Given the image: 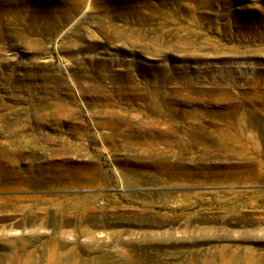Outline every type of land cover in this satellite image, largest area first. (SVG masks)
Wrapping results in <instances>:
<instances>
[{"label":"rangeland","instance_id":"obj_1","mask_svg":"<svg viewBox=\"0 0 264 264\" xmlns=\"http://www.w3.org/2000/svg\"><path fill=\"white\" fill-rule=\"evenodd\" d=\"M161 70L181 71L193 90L229 74L240 105L224 104L213 89L196 106L216 131L228 112L248 108L241 99L250 80L264 78V0H0V169H11L18 181L2 180L0 187V264H48L57 250L70 255L66 264H95L98 253L85 245L94 241L106 252L112 231H120L115 246L125 257L108 264H222L223 245L237 254L235 264H264V240L255 239L264 237V161L258 170L250 166L260 171L259 181H219L218 158L186 161L182 166L192 170L186 176L172 162L162 171L139 161L140 146L120 141L155 130L147 93ZM114 77L130 78L144 99L91 100L101 86L110 91ZM190 109L180 102L169 107L177 114ZM258 126L264 130V118ZM187 135L179 133L183 144ZM93 195L105 211L69 209ZM239 197L235 214L224 202ZM238 213L246 219H195ZM187 217L194 221L186 227ZM210 228L230 236L211 237ZM201 229L208 240H198ZM80 230L90 236L76 237ZM243 231L252 237L240 240Z\"/></svg>","mask_w":264,"mask_h":264},{"label":"bare ground","instance_id":"obj_2","mask_svg":"<svg viewBox=\"0 0 264 264\" xmlns=\"http://www.w3.org/2000/svg\"><path fill=\"white\" fill-rule=\"evenodd\" d=\"M107 65H110V63H108ZM208 71V69H205L204 73L207 74ZM183 76L184 75L181 71L179 72L177 70H172L166 72L164 70H161L160 74L156 77V81L154 82L155 87L152 88V91H149L147 93L148 101L146 106L155 115V120L153 121L154 123H151V125H154L155 130H152L151 134L145 136V139H141L144 137L139 138L135 135H122L120 141L122 143H128V139L132 140L134 145L140 146L141 148L139 161L147 159V162L157 165L158 168H160V170L162 171L168 163L171 164L172 162L174 164L173 166H175L173 168L176 170V172L178 171L179 173L185 174L186 176H192V170H189L185 168V166H182V164H184L186 161L192 160L191 162L196 161L202 163L205 159L218 158L223 161V164L221 165L225 166L226 168L225 170H223V166L217 167L216 171L219 181L220 179H222L221 181L231 180L234 182H240L242 180H261L262 177L259 173L260 171L257 170L260 169V166L264 161V130H259L258 122L260 121V118H264V78L260 79L259 77H254V79L252 78L250 80L248 89L250 90L251 95L246 93L242 96L241 99L248 105V108L244 109V111L241 113H239L238 110L228 112L227 115H225L228 116V119L226 118V124H221V126L218 127L216 131H210L206 126V120H212L210 119V115L206 116L205 120V117L202 114L198 113L196 106L199 104L198 100H200L203 95H207L208 93H210L213 89H218L219 95L222 96L219 100L223 101L224 104L231 105L233 101H237L234 106L237 107L238 105H240L239 103L241 102H239L238 98H235L230 91L232 84L229 80V74L224 73L218 78L221 81L222 85L218 83L216 84L214 82L200 81L199 86L194 90L191 81H189V79L187 80L186 76ZM204 77L205 76L203 75H199V78L205 79ZM110 80L112 83V89L107 92L104 87L101 86L97 90H93L91 92V100L95 101L101 98H105L107 99V101H109L114 97H123L124 99H127L129 101L131 99H134L135 97H137L139 100L144 99V97H141V95L139 94L140 92L137 91V86L132 88V84H130V78L114 77ZM163 82L172 84V86L166 88L165 85L162 84ZM121 84H124L125 86ZM217 86H219V88H217ZM164 88H166V91L164 90ZM187 90L189 91V93ZM164 92H168V94L164 95ZM193 92L196 95H192ZM169 95L171 97H169ZM177 102L188 103L192 109L181 111L179 114H177L176 112L173 113L172 111L170 112L169 107H173V104ZM111 106L119 107V105H117L116 103H111ZM181 122L185 124V127H182ZM181 131L187 132V136L191 137L188 138L182 136L183 140L185 141L184 144L179 137V133ZM211 141L212 144H215V147L213 149H211V146L208 145V143ZM185 145L188 146L187 148L195 147L197 150L195 151V153L193 151H190L189 155L188 152L185 151L187 148L185 150L183 149ZM116 147H118V145H116ZM251 165L258 166L257 170L255 168H250ZM90 171L93 175L98 173L97 165L95 163L92 165V169H90ZM201 174L205 176L207 175V172H203ZM2 180H6L8 184L18 183L17 178L12 175V170L9 168L0 169V187L2 185ZM238 194V196L242 197L241 193ZM98 197V195H93L91 199H78V201H76L75 203L69 204V209L75 210V213H79L81 211H105L104 208H100V205L99 207L96 206L95 203L98 201ZM240 197L236 200H226V202H224H229V207H235L233 209V211H235V214L237 211L235 210L236 203H240L243 206L242 201L240 202ZM44 200L45 203L54 205L55 209L64 207L62 204H53L55 198H44ZM234 201H236L235 204L233 203ZM38 215L39 214H37V216ZM246 217L247 215L245 213L244 215L242 213H238L235 218H233L231 215L217 214L211 217L199 216L195 219L205 223L214 221L230 223L232 222V220L236 221L235 223H237L241 220H245ZM35 221L36 219H27V222L32 224L36 223ZM92 221H95V219ZM193 221V218L187 217L185 218L184 224L187 227ZM61 223L63 225L67 224L65 220H63ZM198 231L200 233V237L198 238V240H208L209 236L208 234L206 235V231L204 229ZM119 232L120 231H112L111 235L109 233V240H111V243H113L114 245L108 247L106 249V252H101V247L98 246L94 241H91L90 243H87L85 245V247L93 248V250L98 253L99 257L95 261V264H108V262L106 261L108 258L119 257V259H123V257H125L123 254H119L122 251L118 252V250L120 249H116L115 246L117 237H120L121 235ZM211 232V237L215 238L219 236H230V234L225 229L222 231L221 229H212ZM60 235L61 232H59V235L56 237V246L58 248H62L66 245V242L61 238ZM142 235L143 237H149V235L145 233H143ZM81 236L89 237L90 233L84 230H80L78 231L76 237L79 238ZM237 237H239L240 240H246L250 237V233L248 234L243 231L238 233ZM255 239L264 240V237H255ZM57 251H53L51 254H49L50 256L48 259V264L69 263L68 260L70 255L67 252L59 253ZM232 251L233 250H231V248H229L228 246H219L218 256L222 260V264H235L234 259L237 257V254H231L234 253ZM247 255L248 256L246 257L250 262V260H252L254 256L252 257V255L250 256V254ZM247 263L245 262V264ZM207 264H209V260L207 261Z\"/></svg>","mask_w":264,"mask_h":264}]
</instances>
